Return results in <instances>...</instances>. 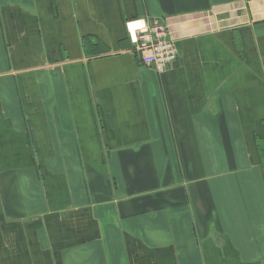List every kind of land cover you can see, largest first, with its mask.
<instances>
[{"label":"crops","instance_id":"1","mask_svg":"<svg viewBox=\"0 0 264 264\" xmlns=\"http://www.w3.org/2000/svg\"><path fill=\"white\" fill-rule=\"evenodd\" d=\"M0 264H264V0H0Z\"/></svg>","mask_w":264,"mask_h":264},{"label":"built area","instance_id":"2","mask_svg":"<svg viewBox=\"0 0 264 264\" xmlns=\"http://www.w3.org/2000/svg\"><path fill=\"white\" fill-rule=\"evenodd\" d=\"M125 27L141 63L159 73L174 66L179 51L171 38L169 24L161 18H136Z\"/></svg>","mask_w":264,"mask_h":264}]
</instances>
